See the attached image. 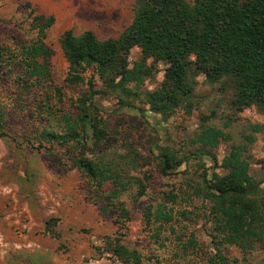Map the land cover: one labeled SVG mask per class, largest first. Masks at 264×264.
I'll return each mask as SVG.
<instances>
[{"label":"rangeland","instance_id":"rangeland-1","mask_svg":"<svg viewBox=\"0 0 264 264\" xmlns=\"http://www.w3.org/2000/svg\"><path fill=\"white\" fill-rule=\"evenodd\" d=\"M136 1L0 0V264H126L116 243L138 250L141 264H264V238L244 247L225 242L206 194L213 173H227L224 160L240 148L256 186L249 198L264 202V108L235 110L231 78L210 82L192 71V98L163 116L143 94L120 105L88 68L101 90L94 100L107 137L95 146L91 130L78 124V99L89 97V85L66 81L63 34L92 30L100 39L117 38ZM37 15L54 17L43 36L51 71L44 85L29 84L15 63L20 46L41 37ZM141 57L133 47L130 67ZM148 64L141 93L165 78L166 62ZM71 128L76 138L66 143L42 136L44 129ZM214 131L217 144L207 143ZM164 151L187 161L163 173ZM82 157L110 167L124 189L114 192L108 174L102 184L88 176L76 162Z\"/></svg>","mask_w":264,"mask_h":264},{"label":"trees","instance_id":"trees-1","mask_svg":"<svg viewBox=\"0 0 264 264\" xmlns=\"http://www.w3.org/2000/svg\"><path fill=\"white\" fill-rule=\"evenodd\" d=\"M41 37L25 43L17 52L15 63L24 70L29 84L44 85L51 76L50 50L43 41L45 30L54 17L34 16ZM135 46L142 57L130 67L129 53ZM62 48L69 63L66 81L87 82L89 97L79 98L78 124L93 135L95 146L107 137L98 118L100 107L94 100L101 90L96 88L93 68L106 89L119 98L120 105H131L142 94L150 110L163 116L171 115L185 101H190L193 74L204 73L210 82L231 78L235 94L232 106L237 111L257 105L264 108V0H137L132 22L117 38L100 39L92 30L75 34L64 32ZM153 62L167 63L160 87L148 93L140 89L152 73ZM2 122L0 121V127ZM210 131L207 132L209 134ZM76 131L56 132L44 129L42 136L66 143L76 138ZM219 131L206 135V142L220 137ZM187 160L178 159L169 151L162 153L161 170L170 173ZM90 177L103 183L104 174L113 179L114 192H121L115 173L102 162L88 157L76 160ZM225 174L213 173L206 194L214 200L210 212L229 244L246 246L250 238H264V202L249 198L255 182L249 164L240 148H233L224 160ZM114 253L126 264H141V255L122 243L114 245ZM220 260H224L221 255Z\"/></svg>","mask_w":264,"mask_h":264}]
</instances>
